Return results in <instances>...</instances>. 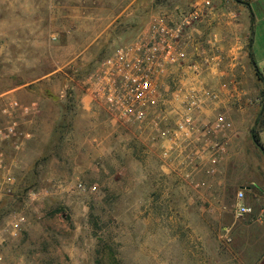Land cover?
<instances>
[{"label": "rangeland", "instance_id": "rangeland-1", "mask_svg": "<svg viewBox=\"0 0 264 264\" xmlns=\"http://www.w3.org/2000/svg\"><path fill=\"white\" fill-rule=\"evenodd\" d=\"M144 6L0 0V94L40 106L34 137L12 153L16 188L0 200V264H223V237L198 239L170 208L176 178L152 131L89 95L96 63L134 37ZM255 8L264 15V1ZM253 53L264 60V19Z\"/></svg>", "mask_w": 264, "mask_h": 264}, {"label": "built area", "instance_id": "built-area-1", "mask_svg": "<svg viewBox=\"0 0 264 264\" xmlns=\"http://www.w3.org/2000/svg\"><path fill=\"white\" fill-rule=\"evenodd\" d=\"M213 5L214 0H199L173 15L151 16L139 33L117 44L96 63L92 81L88 82L91 98L100 101L113 116L152 131L164 161L191 163L194 158H201L194 148L206 147L207 174L215 173L226 141L239 134L223 113L205 121L200 118L209 103L240 102L235 84L196 88L205 70L221 69L223 57L204 54L195 61L184 46L185 32L205 19ZM212 38L207 44L215 51L218 40L216 36ZM175 69L182 73L180 79L188 78L185 71H189L190 83L178 81L174 77ZM39 113L36 101L22 103L8 93L0 94V200L11 196L16 188L12 153L34 137ZM77 187L85 188L82 183ZM243 198L244 193L237 192L234 214L239 218L252 214V208L243 203ZM24 220L17 215L12 228L17 230ZM257 264H264V254Z\"/></svg>", "mask_w": 264, "mask_h": 264}, {"label": "crops", "instance_id": "crops-1", "mask_svg": "<svg viewBox=\"0 0 264 264\" xmlns=\"http://www.w3.org/2000/svg\"><path fill=\"white\" fill-rule=\"evenodd\" d=\"M195 1L199 0H145L146 6L134 7L133 11L144 10L149 19L158 14L173 15ZM262 1L214 0L211 13L183 37L185 50L195 61L204 54L223 57L221 69L205 70L196 88L235 84L240 98L237 104L224 100L220 104L209 103L201 112L203 121L223 113L239 133L237 138L226 141L214 174L206 173L209 165L207 148L203 146L194 148L201 153L200 159L169 163L176 178L170 208L195 221L197 231L193 233L198 234V239L223 237V264H257L264 254V131L258 133L260 147L251 137L262 106L258 100L264 99V60L257 59L253 53L258 23L264 19V15L258 16L255 5ZM147 22L130 31L135 36ZM212 36L218 40L215 51L207 44ZM185 73L190 78L189 71ZM174 75L178 81L190 83L188 78L180 79L182 73L177 69ZM15 98L22 103H38L31 93L18 94ZM239 191L244 193L243 203L252 208V214L240 218L234 214ZM222 226L223 232L215 230Z\"/></svg>", "mask_w": 264, "mask_h": 264}, {"label": "trees", "instance_id": "trees-1", "mask_svg": "<svg viewBox=\"0 0 264 264\" xmlns=\"http://www.w3.org/2000/svg\"><path fill=\"white\" fill-rule=\"evenodd\" d=\"M135 15L136 16L134 18L136 20L135 21L136 24L134 23L132 25L133 29H135L138 25H141V27H142L143 24L148 20V17H149V15H147L146 11H144V10H140L139 13H136ZM261 104H262L261 110L256 117L255 124L253 126V130H252V134H251L253 143L258 147H260L259 139H258V133L260 131H264V99L261 100Z\"/></svg>", "mask_w": 264, "mask_h": 264}]
</instances>
